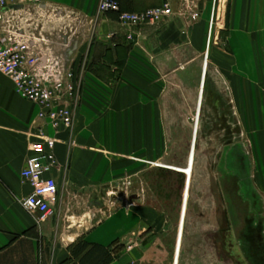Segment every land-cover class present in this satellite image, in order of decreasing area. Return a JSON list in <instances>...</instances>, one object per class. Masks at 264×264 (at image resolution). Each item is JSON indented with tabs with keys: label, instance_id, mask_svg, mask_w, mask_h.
Masks as SVG:
<instances>
[{
	"label": "crops",
	"instance_id": "crops-1",
	"mask_svg": "<svg viewBox=\"0 0 264 264\" xmlns=\"http://www.w3.org/2000/svg\"><path fill=\"white\" fill-rule=\"evenodd\" d=\"M100 1L42 0L44 10L61 8L96 21L92 33L81 29L68 49H57L79 91L71 129L56 133L39 120V107L18 96L0 73V264H83L94 246L113 256L108 264H167V254L155 250L159 241L151 243L150 237L165 231L166 220L144 204L140 181L168 153L165 127L176 107L175 89L200 83L201 106L211 67L214 84H229L237 116L244 113V85L253 110L258 106L264 114V0H199L198 22L175 17L139 27L133 31L137 42L128 40L116 14L99 12ZM169 2L180 10L181 0ZM163 3L120 0L129 13ZM27 9L35 12L12 0L6 11ZM40 130L56 138L60 165L53 171L55 214L45 222L20 205L31 192L22 178L30 144L37 140L31 133ZM102 192H119L118 205L113 208L116 199L106 197V210L92 208L91 198ZM80 244L88 248L74 253ZM178 256L177 246L172 264Z\"/></svg>",
	"mask_w": 264,
	"mask_h": 264
},
{
	"label": "rangeland",
	"instance_id": "rangeland-1",
	"mask_svg": "<svg viewBox=\"0 0 264 264\" xmlns=\"http://www.w3.org/2000/svg\"><path fill=\"white\" fill-rule=\"evenodd\" d=\"M214 72L207 67L201 106L200 83L175 89L168 153L140 181L144 204L166 220L165 231L149 238L167 264L177 246L176 264H252L238 212L253 210L264 222V114L253 110L244 85L237 116L229 84H214Z\"/></svg>",
	"mask_w": 264,
	"mask_h": 264
},
{
	"label": "built area",
	"instance_id": "built-area-1",
	"mask_svg": "<svg viewBox=\"0 0 264 264\" xmlns=\"http://www.w3.org/2000/svg\"><path fill=\"white\" fill-rule=\"evenodd\" d=\"M11 2L0 0V23L4 24L0 33V73L12 81L18 96L39 107V120L49 123L56 133L61 128L71 129L79 91L74 71L68 68L64 55L57 49H68L81 29L87 28L92 33L96 21L61 8L44 10L42 0H20L32 5L35 12L6 11ZM99 12L116 14L132 42L136 40L133 33L136 28L158 25L175 17L191 25L202 15L199 0H181L177 12L169 0H164L161 7L140 13L123 12L120 0H101ZM31 136L37 140L30 144L31 155L22 170V178L30 185L31 192L20 205L37 217L38 222H45L54 216L58 199V183L53 175L54 170L60 169L54 152L56 138L42 130ZM118 193L107 195L117 196L112 207L118 205Z\"/></svg>",
	"mask_w": 264,
	"mask_h": 264
},
{
	"label": "flooded vegetation",
	"instance_id": "flooded-vegetation-1",
	"mask_svg": "<svg viewBox=\"0 0 264 264\" xmlns=\"http://www.w3.org/2000/svg\"><path fill=\"white\" fill-rule=\"evenodd\" d=\"M238 215L240 220V225L237 227L238 231H240L239 237L243 233L244 239L248 243L249 250L248 252L244 251L248 261L251 260L253 264H264V222L255 211L250 209H245L243 212L240 211ZM239 239L241 240V238ZM243 249H245V246Z\"/></svg>",
	"mask_w": 264,
	"mask_h": 264
},
{
	"label": "trees",
	"instance_id": "trees-1",
	"mask_svg": "<svg viewBox=\"0 0 264 264\" xmlns=\"http://www.w3.org/2000/svg\"><path fill=\"white\" fill-rule=\"evenodd\" d=\"M88 248L86 244H80L78 248H76L74 253H81L84 249ZM113 259V256L109 254V252L101 247L94 246L89 250L84 258L82 259L83 264H108ZM253 264V262H252Z\"/></svg>",
	"mask_w": 264,
	"mask_h": 264
},
{
	"label": "water",
	"instance_id": "water-1",
	"mask_svg": "<svg viewBox=\"0 0 264 264\" xmlns=\"http://www.w3.org/2000/svg\"><path fill=\"white\" fill-rule=\"evenodd\" d=\"M107 197V194L102 192L101 195H93L91 198V207L101 209L102 211L106 210V204L105 199Z\"/></svg>",
	"mask_w": 264,
	"mask_h": 264
}]
</instances>
